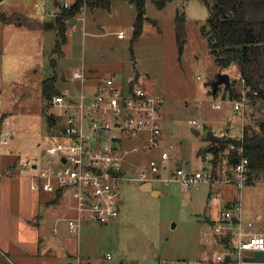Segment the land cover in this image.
Instances as JSON below:
<instances>
[{"label": "rangeland", "instance_id": "1", "mask_svg": "<svg viewBox=\"0 0 264 264\" xmlns=\"http://www.w3.org/2000/svg\"><path fill=\"white\" fill-rule=\"evenodd\" d=\"M207 1L229 8L227 12L233 11L240 18L264 19V0ZM59 6L56 9L54 0H0V12L10 17L22 13L29 21L37 22L36 28H29L15 20H0V140L7 139L6 143L0 141V165L7 163L14 173H29L22 163L44 156L49 137L57 134L61 123L55 116L57 110L46 104L42 80L55 74L58 89L68 87L76 95L81 82L73 78V72L82 69L86 88L98 77L115 73L121 82L134 79L154 95L162 96L164 143L172 164L187 171L203 168L206 156L209 161L216 159L209 150L213 145L210 134L235 140L243 139L245 126L250 133L258 130L261 112L257 103L234 108V100L245 90L238 64L221 67L210 52L202 32L210 15L206 1L166 0L163 7H158L155 0H146L149 19L136 40L132 39L136 9L128 0H113L108 8L84 5L66 23L67 40L60 54L53 52L56 30L41 26L45 21H54L53 13L59 12ZM179 23L182 33L178 31ZM120 30L124 38L118 37ZM222 72L230 75L234 94L224 84L212 92V82ZM215 101H220V108L211 106ZM49 116L58 122L50 126ZM192 120L200 126L194 127ZM220 132L226 135L221 137ZM228 145L220 149V155ZM148 158V153H129L122 160L123 168L133 175L147 165ZM13 182V211L22 222L30 213L39 212L44 223L33 229L34 237L41 235L54 242L49 251L42 244L38 255L7 258L0 252V264H65L77 256L81 264H109L106 252L123 264H197L199 260L202 264H217L202 259L204 251L210 250L203 243V233L209 232V220L225 209L226 200L240 196L245 229L264 233V168L249 169V180L241 190L227 183L212 186L201 180L184 185L173 180L154 181L153 187L160 192L152 194L137 180H125L117 190L119 215L108 223L84 219L76 233L69 232L63 220L55 222L71 201L68 196L55 203L54 192L31 189L28 178L14 176ZM54 226L59 232L67 230V234L59 238L53 232ZM66 244L72 255L62 254ZM209 255L212 258L213 252Z\"/></svg>", "mask_w": 264, "mask_h": 264}, {"label": "built area", "instance_id": "2", "mask_svg": "<svg viewBox=\"0 0 264 264\" xmlns=\"http://www.w3.org/2000/svg\"><path fill=\"white\" fill-rule=\"evenodd\" d=\"M56 2L63 7L72 4L67 0ZM117 35L125 36L123 30ZM85 76L83 69L73 72V78L81 82L76 95L66 87L46 98L47 106L57 110L55 116L61 126L56 135L49 137L40 160L28 158L22 163V168L29 170L31 189L52 191L71 199L66 206L73 214L61 219L69 232H78L84 219L108 223L116 218L120 212L117 190L125 180L152 185L154 181L176 180L190 185L203 180L212 186L232 184L239 190L248 182L249 159L242 138L229 142L218 165L206 156L203 168L187 171L172 164V155L164 143L162 96L154 95L134 79L121 82L115 73L86 88ZM247 102L244 90L234 100V108L241 109ZM211 106L220 108L221 103L211 102ZM191 123L196 128L200 126L196 120ZM219 135L224 137L226 132ZM0 141L6 143L7 139ZM133 152L148 153L149 158L146 166L128 175L122 160ZM234 157L236 162L231 161ZM14 172L11 166L0 170V180L2 175ZM241 217L240 196L229 202L219 218L209 224V232L203 233V243L210 250L204 251L202 259H212L217 264H242L246 255L264 250V233L246 230ZM53 232L58 233L59 227L54 226ZM209 252H213L212 258ZM105 259L109 264H123L111 252H106ZM72 264H81L79 256Z\"/></svg>", "mask_w": 264, "mask_h": 264}, {"label": "trees", "instance_id": "3", "mask_svg": "<svg viewBox=\"0 0 264 264\" xmlns=\"http://www.w3.org/2000/svg\"><path fill=\"white\" fill-rule=\"evenodd\" d=\"M113 0H75L69 7L59 6V12L55 15L54 21H45L42 23L43 29H55L57 39L54 44L53 52L62 53L61 45L67 40V21L80 12L85 5L88 8L110 7ZM134 5L136 15L133 19V40H136L141 32L144 22L149 19L146 15V0H128ZM158 7H163L166 0H155ZM210 15L207 24L202 26V32L207 38L210 52L214 55L215 61L221 67H229L232 63L239 66L240 79L246 90L248 102L258 104L261 112V123L258 124V130L250 133L248 127H243V142L245 145V154L248 156L249 169L264 168V152L260 146L249 147L246 145L250 140L264 135V19L240 18L232 11L227 12L229 8H221L218 3L210 4L207 0ZM176 19L179 16L176 15ZM0 20L7 22L10 16L0 12ZM51 64L55 60L51 59ZM57 75L46 77L42 80V94L49 98L52 94L59 91L56 86ZM219 87V86H218ZM229 93L234 94V89L230 85L227 88ZM218 90V88H217ZM213 91V93H216ZM49 125L53 126L56 120L49 116ZM213 145L209 150H213L216 164L221 158L220 149L224 148L226 143L234 139H220L213 137ZM215 144L218 150L215 151ZM218 158V159H217Z\"/></svg>", "mask_w": 264, "mask_h": 264}, {"label": "crops", "instance_id": "4", "mask_svg": "<svg viewBox=\"0 0 264 264\" xmlns=\"http://www.w3.org/2000/svg\"><path fill=\"white\" fill-rule=\"evenodd\" d=\"M74 1L75 0H71L70 3H73ZM54 4L57 9L59 4L56 2V0H54ZM53 14L56 15L55 12ZM30 20H33V19H30ZM9 21L13 22V20L11 19ZM15 21H17L18 25H22L21 23H19L17 19H15ZM35 24H36L35 27H30V28H36L37 27L36 21H35ZM124 37H119V38H124ZM100 78L101 77H98L97 80H99ZM63 80H65V77H63ZM164 142H165V138H164ZM6 164L7 163H1L0 170H5V168L9 166ZM14 176L21 177V178H28V181L30 182L29 173L20 174L18 172V173H14L13 175L4 174L1 177V180H0V252L7 258H12L14 255L15 256L19 255V257L25 254L26 255H35V254L38 255L40 253V247L42 244H45L44 248H47L49 251L53 247L54 241L48 238L46 239L45 237L41 235L34 237V234H33V229H35V227H37L39 223H44L43 216L40 215L39 212L37 213L32 212L25 219L26 221L23 220L22 222L21 216L13 211V207L11 205V198H12V191H13V184H14L13 182ZM60 198L61 197L58 196V194H55L54 202L58 203ZM233 199H235V197L226 200V205L229 202H231ZM59 214L60 215L56 217L55 222L61 221V219L66 216H71L73 212L72 210H69L66 206V208L62 211V213H59ZM219 215H217L214 219L209 220L208 223L211 224L213 221L218 219ZM246 230H248L251 233H262L259 231H253L251 229H246ZM55 234H57L59 238H62L65 234H67V230H63L62 232H58ZM63 248L66 250L64 251L63 249V253H62L63 255L69 256L70 254L71 255L73 254L71 247L69 245L66 244L63 246ZM75 258L69 261L68 260L65 261V264H72L75 261Z\"/></svg>", "mask_w": 264, "mask_h": 264}, {"label": "water", "instance_id": "5", "mask_svg": "<svg viewBox=\"0 0 264 264\" xmlns=\"http://www.w3.org/2000/svg\"><path fill=\"white\" fill-rule=\"evenodd\" d=\"M228 13H230L229 10H228ZM10 19L11 20L17 19L19 21V23L24 24V25L28 26L29 28L36 26V24L34 22L27 20L25 18L24 14H22V13H16L15 15L11 16ZM178 31L180 33H182V24L181 23L178 24ZM230 83H231L230 75L227 72L219 73L217 78L212 82V90L216 91L220 84H224L226 88H229ZM260 123H261V120L258 121V124H260ZM193 131L195 134H198V130L193 129ZM246 145L249 147L260 146L264 152V135H261L257 138L250 140L249 142L246 143ZM231 161L236 162L237 158L234 157V158H232ZM140 187L144 190L150 191L152 194H158L160 192V190L154 188L152 183H150V182H144L140 185ZM243 260L244 261L264 262V250H255L252 252V254L246 255L243 258Z\"/></svg>", "mask_w": 264, "mask_h": 264}]
</instances>
